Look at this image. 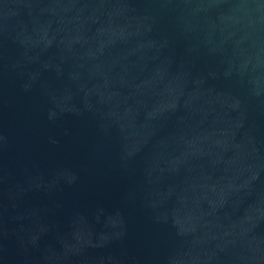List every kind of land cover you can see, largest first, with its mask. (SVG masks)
Masks as SVG:
<instances>
[{"label": "water", "instance_id": "1", "mask_svg": "<svg viewBox=\"0 0 264 264\" xmlns=\"http://www.w3.org/2000/svg\"><path fill=\"white\" fill-rule=\"evenodd\" d=\"M0 264H264V0H0Z\"/></svg>", "mask_w": 264, "mask_h": 264}]
</instances>
